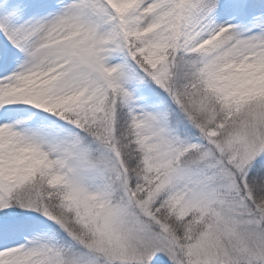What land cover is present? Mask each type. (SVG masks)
Instances as JSON below:
<instances>
[{
  "label": "snow or ice",
  "instance_id": "6c2138e0",
  "mask_svg": "<svg viewBox=\"0 0 264 264\" xmlns=\"http://www.w3.org/2000/svg\"><path fill=\"white\" fill-rule=\"evenodd\" d=\"M0 264H264V0H0Z\"/></svg>",
  "mask_w": 264,
  "mask_h": 264
}]
</instances>
